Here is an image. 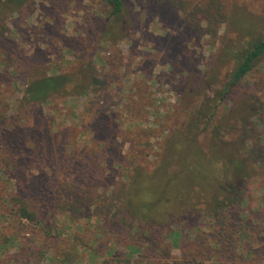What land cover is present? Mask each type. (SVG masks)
Instances as JSON below:
<instances>
[{
    "label": "rangeland",
    "instance_id": "374dc122",
    "mask_svg": "<svg viewBox=\"0 0 264 264\" xmlns=\"http://www.w3.org/2000/svg\"><path fill=\"white\" fill-rule=\"evenodd\" d=\"M260 37L264 0H122L116 19L102 0L2 2L0 264H264V151L211 220L223 141L264 144V53L220 93ZM87 68L82 94L22 101L29 81Z\"/></svg>",
    "mask_w": 264,
    "mask_h": 264
},
{
    "label": "trees",
    "instance_id": "16d2710c",
    "mask_svg": "<svg viewBox=\"0 0 264 264\" xmlns=\"http://www.w3.org/2000/svg\"><path fill=\"white\" fill-rule=\"evenodd\" d=\"M5 2V4L12 9L14 5L17 7L22 6L27 2V0H0V4ZM103 4L107 8L108 18L116 19L119 17L122 11V0H102ZM264 53V37L257 38L255 40L246 41L245 46L238 53L233 55L234 64L228 75L227 82L223 85L220 90L221 98L223 99L231 89L244 78L254 67V64ZM90 69V68H89ZM87 68L83 73L79 74L77 79L73 81L72 79H66L61 76L54 77H41L29 81L23 91L22 101L27 104H43L49 100L52 96L62 93L64 90L70 89L73 93L82 94L86 88L93 87L95 85V80L91 77L90 70ZM212 137L214 140L219 141V130L216 127H211ZM263 139H264V131ZM262 140V138L260 139ZM225 143L227 158L224 159V165L227 167L229 172L228 177L223 179H215L219 183L215 187L218 194L223 196V199L215 200L211 208V220L213 222H218V224L223 223V210L225 207L230 206L232 201L237 200L242 194L241 187L246 183L251 181L252 175L256 174V169L254 165L258 167L262 166V152L264 151V144H250L249 146H244L243 144L231 141H223ZM264 143V140L262 141ZM214 146L220 151V147L217 146L215 142ZM216 144V145H215ZM219 151H214L216 153ZM222 151V150H221ZM220 151V152H221ZM261 158V159H260ZM126 204L130 203V198H127ZM128 215L135 221L136 225L140 221L144 220L149 225V218L143 213L135 209H128ZM119 214L123 215L122 211ZM21 216L23 219H28L29 221H35L36 217L34 213L22 209ZM236 217H233L235 220ZM231 223L226 224L224 228L228 232L232 231V227H229ZM152 225H149L151 227ZM241 231L244 228L241 227ZM227 242L224 244V250L227 251ZM221 253V250L220 252ZM220 256V255H219ZM225 257H229L225 254ZM232 264L230 259H226L223 264ZM183 264H200V262L194 258L192 255H188L186 258H182Z\"/></svg>",
    "mask_w": 264,
    "mask_h": 264
}]
</instances>
